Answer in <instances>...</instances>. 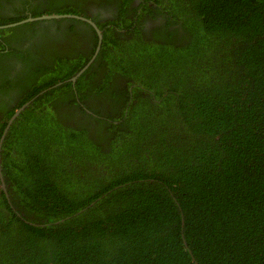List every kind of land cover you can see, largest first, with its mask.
Masks as SVG:
<instances>
[{"label":"trees","instance_id":"trees-1","mask_svg":"<svg viewBox=\"0 0 264 264\" xmlns=\"http://www.w3.org/2000/svg\"><path fill=\"white\" fill-rule=\"evenodd\" d=\"M10 1L0 0V26L26 18L8 16ZM58 9L48 0L32 16ZM168 9L167 24L182 32L170 40L150 45L130 24L105 31L75 84L80 101L100 102L88 107L95 117L75 104L71 84L56 86L88 59L68 53L63 69L57 59L36 82L32 65L58 34L37 33L41 22L0 31V50L21 66L19 97L33 79L29 96L4 111L0 137L38 96L3 142L16 213L0 188V264H264V0H168ZM131 84L149 97L108 124L122 106L107 114L100 97L121 102Z\"/></svg>","mask_w":264,"mask_h":264},{"label":"flooded vegetation","instance_id":"flooded-vegetation-1","mask_svg":"<svg viewBox=\"0 0 264 264\" xmlns=\"http://www.w3.org/2000/svg\"><path fill=\"white\" fill-rule=\"evenodd\" d=\"M47 1L48 0H11L8 4L9 7L7 10L8 16H10L12 19H20L23 17H26L25 19L35 18L32 16L33 10L41 6L43 3H46ZM53 3L56 4L59 8L58 14L48 13V14H41L40 16L37 17H41L43 15H74L94 24L95 27L100 31L102 37L99 45V37L97 35L95 27L90 23L79 19L60 18V19H46V20L33 21V22H41V25H39L40 28L37 33H40L42 29L47 28V32L49 33V35L58 34V38L60 40V43L59 42L56 43L54 47L51 46L47 50L46 48L43 49L44 53L40 56V58L34 61L32 65V71H34V73L32 74V76H35L34 81L36 82L45 81L47 80L46 78L49 79V77L51 76L50 70L53 68V67L51 68V65L54 64L55 60L57 59H60L62 60L61 62H64V64L62 65V69H63V67L66 66V61H67V59L64 58L63 56H66V54L68 53L72 54L73 59L76 60L78 55L83 56V61L84 59H88L87 62H85L84 66L90 63L88 66L89 68L99 54L102 44L103 34L105 33L106 30L112 33L114 32V33L123 34L126 31L125 27H127L129 24L131 25V27L127 29L128 31L129 29L134 30L135 28H137L139 30L140 28H142V31L140 32L143 34V37L145 38L144 40H147V42L150 43V45L158 43L157 41H153V38L157 35H160L163 40L167 41L170 40V38L167 36V32L177 30L179 32V35L182 33L181 30L177 28L176 24L171 25L174 22L169 21L170 25L167 24V19H171L170 13L172 12L170 9L167 10L168 0H162L160 1V3H158L157 0H61V1L53 0ZM65 7L74 8L75 13H70L71 9H65ZM66 10H69L70 12H65ZM12 11L18 12L17 13L18 15L12 14ZM46 12H49V10L43 9L41 11V13H46ZM149 12H151L152 14H149ZM69 19L75 22L74 23L62 22L61 24L57 25L58 21L69 20ZM1 34L2 33H0V41H2L1 38L3 37ZM94 41H95L94 50L90 52L91 48L94 46L93 43ZM29 42L26 43L25 46L21 47L19 51L20 53H23L28 48ZM61 42H63V44H61ZM3 45L5 46L4 43ZM10 45L14 46L13 42H10ZM171 45L174 44L172 43ZM98 46H99V50L97 51ZM81 64L82 63H79L78 67ZM19 73L20 75L22 74L20 63H18V58L16 55L9 57L6 46V48L0 50V125L2 123L4 111L6 110L5 116H7L6 114L9 113L11 110H14L15 107L24 98H26V96H29L28 94H30L31 92L30 86L33 85V79H30L32 81L28 85L26 84L22 85V90L24 94L22 98L19 97V95L16 93V88L18 85L17 83L19 82L17 80ZM58 73L60 74L57 78L66 77L64 74H61V70ZM72 77H69L67 78V80L60 82L62 83L61 85L71 84L72 95L76 96L75 104L78 106V108L81 109V111L85 113V115L86 114L93 115V117H95V114H92L89 111L88 107L94 108V105L96 103L100 104V102L99 101L97 102V99H93L96 100L93 102L91 100L89 102L80 101L76 93L77 91L75 90V84L77 80L74 83L71 82L70 79ZM59 85L60 84L58 83L56 86ZM134 86L137 85L131 84V86H129V89L124 86L125 87L124 98L121 102L118 103H115V100L117 99V97L113 96L115 93L110 92L108 93V97H100L99 100H101L102 105L103 106L106 105L107 107V114H110V110L114 105L120 104L122 106L119 111V116H117L114 121H110L106 118H103L108 122V124L111 125L119 124L122 121V118L126 117L128 111L132 109L134 104L143 103L142 99L140 98L149 97L151 92L142 86H139L141 87V91L139 92L141 94V97H138L132 91ZM44 92L45 91H42L39 94H43ZM166 94L167 93L165 92L163 97H165ZM36 97L38 96L36 95L34 98L24 103V105L25 104L27 105L26 108L32 105L33 101L37 99ZM53 101H57V98L54 99ZM149 102L150 103L155 102L156 104L159 103V101H155L154 98L153 100L149 99ZM26 108H24V110ZM43 110H45L44 107H38L36 110H34V112L35 113L38 112L40 114V112H42ZM73 123L74 122H72L71 124ZM9 130L10 128L8 129V131ZM86 130L90 133V128ZM6 136L7 133L5 137ZM3 142L0 144V188L1 190H3L8 204H10L12 212L16 213L15 208L11 205V201L7 194L8 189L3 179L2 165H1V153L3 150ZM11 155L12 157L15 156V150H12ZM94 167L100 171L99 166L95 165ZM93 170L95 171V169ZM17 217L21 218V216L19 215Z\"/></svg>","mask_w":264,"mask_h":264},{"label":"water","instance_id":"water-1","mask_svg":"<svg viewBox=\"0 0 264 264\" xmlns=\"http://www.w3.org/2000/svg\"><path fill=\"white\" fill-rule=\"evenodd\" d=\"M60 18H73V19H79V20H83V21H86L88 23H90L91 25H93L95 27L94 24H92L91 22L85 20V19H82V18H79L77 16H74V15H43L41 17H35V18H28V19H24V20H21L19 22H16V23H11V24H7V25H2L0 26V31L2 30H9V29H12L14 27H17V26H20L22 24H25V23H29V22H33V21H39V20H46V19H60ZM96 29V32H97V35L99 37V45H100V41H101V33L100 31L95 27ZM99 50V46L97 47V51ZM90 64V63H89ZM89 64H87L86 66H84L81 70H79L71 79L70 81L71 82H75L78 77L83 74V72L88 68ZM60 85L62 83H59ZM26 104L21 106L19 109H17L14 114L10 117V119L8 120L7 122V125L5 127V130L3 132V135L1 136L0 138V144L3 142V139L8 131V129L10 128L11 124L15 121V119L18 117V115L24 110V108H26ZM35 226H38V225H35Z\"/></svg>","mask_w":264,"mask_h":264}]
</instances>
